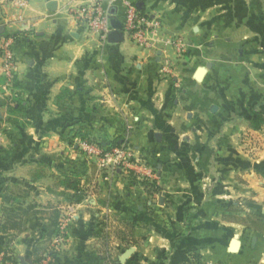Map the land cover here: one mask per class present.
<instances>
[{"label": "rangeland", "instance_id": "1", "mask_svg": "<svg viewBox=\"0 0 264 264\" xmlns=\"http://www.w3.org/2000/svg\"><path fill=\"white\" fill-rule=\"evenodd\" d=\"M199 1L204 16L188 36L165 41L171 56L160 70L171 89L155 103L165 121L124 120L132 108L116 104L100 83L48 91L47 103L32 105L19 96L16 71L11 80L0 73V264H132L136 248L149 253L148 244L181 239L185 233L168 232L181 213L196 222L199 205L183 198L177 180L202 147L264 160V0ZM198 67L206 75L191 83ZM236 203L222 202L221 219L253 246L243 264H264V238L248 232H258L249 216L262 215ZM185 253L177 264H225ZM150 256L168 264V254Z\"/></svg>", "mask_w": 264, "mask_h": 264}, {"label": "crops", "instance_id": "2", "mask_svg": "<svg viewBox=\"0 0 264 264\" xmlns=\"http://www.w3.org/2000/svg\"><path fill=\"white\" fill-rule=\"evenodd\" d=\"M131 1L141 13L156 17L161 22V29L152 36L151 49H143L124 37L119 42L100 43L71 14V8L76 7L80 0H26L27 6L22 10L8 6L4 10L0 8V35L10 34L14 39L20 98L25 97L26 102L32 105H40L48 102V91H58L62 87L78 90L82 85L94 88L100 83V86L105 84L101 86L103 90H106L105 86L111 89V98L116 104L132 108L129 114L122 113L124 120L165 121L163 112L155 109V103H164L169 99L171 89L160 70L165 57L171 56L165 41L171 35L186 36L188 28L204 16L205 8L199 0ZM102 4L109 10L110 20L114 19L121 25L124 18L122 4L109 0H102ZM216 15L220 16V11ZM196 69L192 73L191 83L197 84L194 78ZM1 80L2 76L0 115H3L2 108L6 102L5 97L1 96V89H4ZM159 89L168 91L160 96V100ZM119 96H122L121 100ZM92 102L91 98L83 101L86 105ZM215 107L218 110L216 117L220 119V108ZM231 152L230 156L221 157L205 146L199 150L194 161L185 165L187 174L177 180L183 187V198L195 200V204L199 205L196 222L186 225L181 213L179 220H172L174 223L170 224L168 230L170 236L173 231L185 233L179 241L173 244L166 240L165 244H148L149 253L138 247L127 263L164 264L160 256L155 259L150 256L153 250H157L169 255L168 264H177L184 260L185 252L195 250L204 260L243 264L246 252L253 246L241 237L239 228L221 219V204L223 201H234L235 204L236 201H243L248 206L247 210L264 216V206L261 204L264 188L255 193L252 185H246L252 180L264 184V160L249 162L237 152ZM223 159L227 161L226 164ZM248 232L259 240L264 238L258 232ZM156 240V236H150L148 242ZM170 245L172 252L168 253Z\"/></svg>", "mask_w": 264, "mask_h": 264}, {"label": "built area", "instance_id": "3", "mask_svg": "<svg viewBox=\"0 0 264 264\" xmlns=\"http://www.w3.org/2000/svg\"><path fill=\"white\" fill-rule=\"evenodd\" d=\"M120 2L124 8V18L121 24V35L143 49L153 47V38L161 29V22L156 17L141 13L131 0H109ZM5 6L22 10L26 8V0H0V8ZM71 14L78 23L86 26L90 35L95 36L100 43L107 42V35L112 31L109 10L103 6L102 0H80L71 8ZM20 19V16H18ZM13 37L10 34L0 35L1 73L11 80L16 71V60L13 52Z\"/></svg>", "mask_w": 264, "mask_h": 264}, {"label": "water", "instance_id": "4", "mask_svg": "<svg viewBox=\"0 0 264 264\" xmlns=\"http://www.w3.org/2000/svg\"><path fill=\"white\" fill-rule=\"evenodd\" d=\"M110 24L112 27V31L107 35V41L110 43L119 42L121 40V25L115 21L114 19L110 20ZM206 73V69L203 67H198L194 73V78L197 81H201L204 74ZM214 110V107L212 108Z\"/></svg>", "mask_w": 264, "mask_h": 264}, {"label": "trees", "instance_id": "5", "mask_svg": "<svg viewBox=\"0 0 264 264\" xmlns=\"http://www.w3.org/2000/svg\"><path fill=\"white\" fill-rule=\"evenodd\" d=\"M15 86H17V82H15L14 84ZM255 119L258 120V123L256 126H254L256 129H258L261 125L262 122V117L260 114H255ZM249 218L253 221V228L254 230L263 233L264 234V227L261 224H264V217L262 216H256V215H250ZM187 225H189V221L186 220ZM2 250L1 246H0V251Z\"/></svg>", "mask_w": 264, "mask_h": 264}, {"label": "bare ground", "instance_id": "6", "mask_svg": "<svg viewBox=\"0 0 264 264\" xmlns=\"http://www.w3.org/2000/svg\"><path fill=\"white\" fill-rule=\"evenodd\" d=\"M236 247V246H235Z\"/></svg>", "mask_w": 264, "mask_h": 264}]
</instances>
